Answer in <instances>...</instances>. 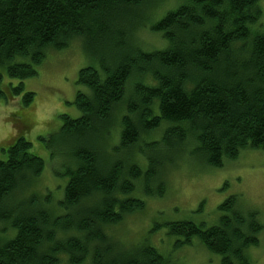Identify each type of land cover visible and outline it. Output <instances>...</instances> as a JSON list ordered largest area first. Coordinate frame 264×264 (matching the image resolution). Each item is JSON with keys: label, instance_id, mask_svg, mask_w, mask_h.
Masks as SVG:
<instances>
[{"label": "trees", "instance_id": "16d2710c", "mask_svg": "<svg viewBox=\"0 0 264 264\" xmlns=\"http://www.w3.org/2000/svg\"><path fill=\"white\" fill-rule=\"evenodd\" d=\"M147 2L0 0V100L23 108L0 145V264H178L152 242L120 248L113 230L164 196L179 153L220 169L264 150V0H182L151 26L167 45L144 51L132 31ZM82 43L92 62L78 70L79 114L42 137L65 169L57 195L24 110L51 54ZM218 208L210 224L168 221L174 249L199 241L221 264H254L262 212L238 194Z\"/></svg>", "mask_w": 264, "mask_h": 264}, {"label": "rangeland", "instance_id": "374dc122", "mask_svg": "<svg viewBox=\"0 0 264 264\" xmlns=\"http://www.w3.org/2000/svg\"><path fill=\"white\" fill-rule=\"evenodd\" d=\"M181 2L148 0L139 10L140 14L136 12L141 18L132 33H135L133 39L142 50L160 49L167 45L162 33L154 32L151 26ZM150 5H156V8L150 9ZM65 51L69 53L66 57L51 54L40 78L30 81V87L36 91V100L24 110L30 123L26 137L32 141V150L45 161L43 185L51 187L50 190L57 195L56 187L63 184L65 169L59 161L61 158L52 156L58 153L57 150L48 146L42 137L49 138L57 131L61 114H79L73 103L77 91L76 78L79 68L87 60L92 62L84 43L79 49L68 48ZM19 108L22 107L18 99L7 103L0 100V145L7 144L14 137V117L10 114ZM159 133L156 138H159ZM178 157L182 164L169 172V187L164 196L149 197L145 211L127 217L119 229L113 230L112 236L117 237L123 245L119 247L126 250L152 242L178 264H221V256L207 250L199 241L192 246L174 249L175 237L170 234L167 222L184 218L207 224L217 222L221 214L219 204L231 194L242 195L246 205L258 208L264 218V150L244 149L236 160H228L220 169L203 166L194 153L186 151L179 153ZM201 201L205 202L203 210H196ZM260 240L259 245L250 247L248 253L254 264H264V230L260 233Z\"/></svg>", "mask_w": 264, "mask_h": 264}]
</instances>
